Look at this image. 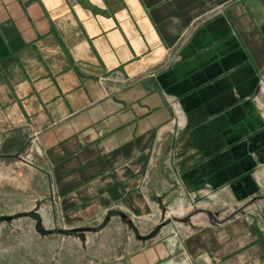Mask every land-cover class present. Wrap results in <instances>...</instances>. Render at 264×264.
I'll return each instance as SVG.
<instances>
[{
  "label": "crops",
  "instance_id": "crops-1",
  "mask_svg": "<svg viewBox=\"0 0 264 264\" xmlns=\"http://www.w3.org/2000/svg\"><path fill=\"white\" fill-rule=\"evenodd\" d=\"M13 172L54 188L68 221L166 180L183 208L224 215L264 195V0H0V175ZM243 216L134 264H264V199Z\"/></svg>",
  "mask_w": 264,
  "mask_h": 264
},
{
  "label": "rangeland",
  "instance_id": "rangeland-1",
  "mask_svg": "<svg viewBox=\"0 0 264 264\" xmlns=\"http://www.w3.org/2000/svg\"><path fill=\"white\" fill-rule=\"evenodd\" d=\"M15 157L25 162L19 154ZM17 176L19 172L9 179L0 175V264H134L137 252L170 242L175 233L183 239L205 226L224 224L226 232L245 228L249 220L242 214L264 199L258 192L226 215L187 199L183 208L181 196L164 179L156 188L144 185L143 195L135 197L138 204L129 201L128 209L118 205L68 221L57 213L54 188L40 185L34 176L31 187L19 186L23 183Z\"/></svg>",
  "mask_w": 264,
  "mask_h": 264
}]
</instances>
